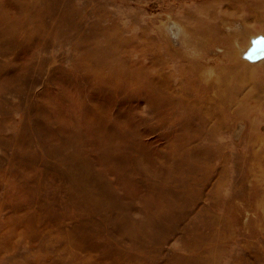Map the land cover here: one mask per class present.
Listing matches in <instances>:
<instances>
[{"label":"rangeland","instance_id":"rangeland-1","mask_svg":"<svg viewBox=\"0 0 264 264\" xmlns=\"http://www.w3.org/2000/svg\"><path fill=\"white\" fill-rule=\"evenodd\" d=\"M252 35L264 0H0V264H264Z\"/></svg>","mask_w":264,"mask_h":264},{"label":"bare ground","instance_id":"bare-ground-1","mask_svg":"<svg viewBox=\"0 0 264 264\" xmlns=\"http://www.w3.org/2000/svg\"><path fill=\"white\" fill-rule=\"evenodd\" d=\"M171 19H172V23H174L173 25H170V23H168V20H171ZM163 26L169 27V29H167V30L169 32H172L174 35H176L177 38H179L180 40L185 41V42L188 41L189 45L194 44V39L189 40V34H188L189 29H185L184 24H181L180 21H176L175 19L172 18V16L168 17L167 21L164 22ZM197 36H198V34H197ZM197 36H195V41H196ZM252 37H253L252 38L253 45H256L257 43H259L258 48L264 46V35H260V36L252 35ZM215 45H216V41H215ZM243 48L244 47L241 45L238 49H241V51L243 50L246 52L247 50H244ZM169 55L171 57H175L176 60H179L180 65L183 64V69L181 70V72H183L181 74L182 75L181 80L184 79V81L186 82L187 85H189V83L196 82L195 88H200L201 90H204V91H208L209 88L214 90L213 88H214L215 83H216V76H215L216 75V66H213V67L209 66L208 68H206L204 70L203 73H199V72L195 71L193 69V67H191L187 64L188 60L186 62L185 60L180 59L177 56H173L171 54H169ZM194 55L195 54H191L190 56H188V59H191V61H192V59L194 60L192 63L195 62ZM176 63H177V61H176ZM176 65L173 68H176ZM174 70H176V69H174ZM159 77H160V74L154 78L155 79L154 85L152 86L153 92H155V94H156V91L158 90L160 97H170V96L171 97H188L189 96V93L191 92L190 89L186 90V88L183 87V89H181V92L179 93L176 91L177 88H173L171 86L172 83L170 82V78H168L169 77L168 74L165 77H163L162 79ZM206 80H209V81H206ZM161 85L165 87V90H159L158 89ZM214 92H215V90H214ZM215 94H216V92H215ZM168 95H170V96H168ZM209 109L210 108L206 107L203 110V112L207 113L209 111ZM188 112H189V109H188Z\"/></svg>","mask_w":264,"mask_h":264}]
</instances>
